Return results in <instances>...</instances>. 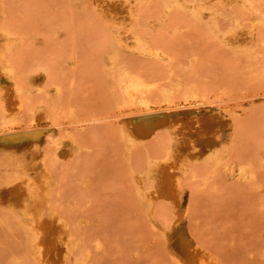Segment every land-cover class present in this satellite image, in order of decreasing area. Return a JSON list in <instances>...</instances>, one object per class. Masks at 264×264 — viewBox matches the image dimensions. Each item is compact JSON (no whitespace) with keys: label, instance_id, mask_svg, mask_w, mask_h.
Here are the masks:
<instances>
[{"label":"rangeland","instance_id":"obj_1","mask_svg":"<svg viewBox=\"0 0 264 264\" xmlns=\"http://www.w3.org/2000/svg\"><path fill=\"white\" fill-rule=\"evenodd\" d=\"M132 73L152 85L134 101ZM175 151L178 223L146 194ZM30 187L60 218L50 264H178L175 230L264 264V0H0V264H46Z\"/></svg>","mask_w":264,"mask_h":264},{"label":"bare ground","instance_id":"obj_2","mask_svg":"<svg viewBox=\"0 0 264 264\" xmlns=\"http://www.w3.org/2000/svg\"><path fill=\"white\" fill-rule=\"evenodd\" d=\"M122 85L124 87L125 97L131 101H134L138 94H146L152 88V85L137 73L129 74L126 79L123 80ZM8 99L11 101V97ZM140 108L146 112H150L156 110L157 105H151L147 100H143ZM181 160L182 155L177 151L173 152L171 156L161 159L157 164V170L159 172L158 186L146 192L147 196L152 199L166 197L178 208L176 223L183 220V211L180 208ZM246 172L249 175V179H251L253 176L252 173L247 170ZM30 188L16 193L14 196L23 212L31 218V223L25 226L32 234L27 243L29 251L36 261L50 264L53 262L50 260V256L55 250L53 242L54 237L60 235L59 227L56 222L60 218L58 217L59 219L57 218L55 220L43 217L40 213L42 210L40 199L45 194L44 190L34 187ZM53 215L55 216V214ZM166 240L170 244V254L178 264H223V262H225L220 259L219 252L217 253L216 250L213 249V251L209 249L210 247H206V244L201 242V240L200 242L203 244L197 242V239L194 240L185 230H175L168 233ZM60 261L61 260H58L57 262Z\"/></svg>","mask_w":264,"mask_h":264}]
</instances>
